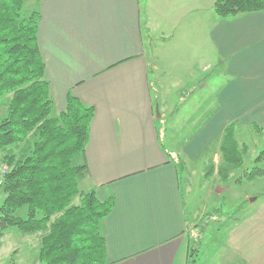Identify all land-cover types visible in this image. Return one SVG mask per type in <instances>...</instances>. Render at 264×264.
<instances>
[{"label":"crops","instance_id":"1","mask_svg":"<svg viewBox=\"0 0 264 264\" xmlns=\"http://www.w3.org/2000/svg\"><path fill=\"white\" fill-rule=\"evenodd\" d=\"M214 1L24 2L40 16L52 115L68 92L94 108L77 184L114 199L100 224L107 264H188L191 187L182 186L176 161L188 174L205 155L218 165L220 153L210 159L207 151L230 124L246 156L251 144L238 133L264 127V10L221 18ZM256 164L264 169V160ZM207 175L219 194L230 190L222 185L231 177L220 180L216 168ZM243 180L241 189L264 181V172ZM252 191H242L248 203L239 217L213 221L218 241L209 251L214 243L202 240L197 264H264V183Z\"/></svg>","mask_w":264,"mask_h":264},{"label":"trees","instance_id":"2","mask_svg":"<svg viewBox=\"0 0 264 264\" xmlns=\"http://www.w3.org/2000/svg\"><path fill=\"white\" fill-rule=\"evenodd\" d=\"M25 1L0 0V98L11 95L0 119V151H6L2 156L6 170L0 183V237L10 227L24 234H40V264H107L100 224L113 209L114 199L101 201L92 190L80 191L77 175L86 164L75 162L83 158L94 108L68 92L64 109L52 115L49 82L37 40L40 16L38 11L24 13ZM213 10L226 18L264 10V0H215ZM252 128L262 129L257 125ZM12 146H19L18 156ZM218 149L221 161L216 174L226 181L243 167L247 153V146L236 141L233 124L224 128ZM263 160L264 149L254 163ZM176 166L180 174L185 170L179 158ZM214 169H208V174ZM263 172L256 164L243 169L232 182L250 180ZM221 206L212 207L190 229L188 264H196L197 243L202 242L213 222L210 220L215 216L233 219L225 216ZM22 207L26 208L24 218L17 215Z\"/></svg>","mask_w":264,"mask_h":264},{"label":"rangeland","instance_id":"3","mask_svg":"<svg viewBox=\"0 0 264 264\" xmlns=\"http://www.w3.org/2000/svg\"><path fill=\"white\" fill-rule=\"evenodd\" d=\"M23 9H24L23 11L24 13L28 12L26 11L27 10L26 7ZM10 96H11L10 94H7L0 98V119L4 116L6 112L5 110L6 104ZM178 129H180L182 132L193 131L190 129V127H177V130ZM235 129L236 128H234V132ZM177 135L175 136V139H177ZM237 138L238 139L241 138L239 140H243L244 142L251 144V148L249 150V153L245 156L243 167L234 170L229 182L225 185H222V188L227 187V189L230 190H227L226 192H221L219 194L220 189H218L216 180L215 181H213V179L204 180L205 177L209 176L207 175L208 173L206 174V171L211 167L216 168L217 165V164L214 165L212 160L208 161V155H205L203 158L205 162L204 164L201 162L189 163V168H191V170L193 169L192 172L189 171L190 174H188V172L186 171H183L181 173L182 186L186 187L187 183H189L191 187L190 188L191 192L188 198L189 202L187 204V218H188L187 222H188L189 230L191 229L192 223H194V225L200 223L204 219V216H206L207 212L211 210L212 207L215 206V204H217V206L222 205L221 206L222 212L225 214V216H231L233 219L239 217L240 213L238 209L242 205L248 203V201L241 196L243 195L242 191L246 190L249 192H253L252 190L262 188V183H264V181L262 180H258V182H254L251 186L244 187V189H241V187L239 186L240 181H236V183H231V181L234 180V178L239 173H241L243 169L250 170L251 167L254 166L253 158L257 156L262 149H264V127H262L260 131H256V130H254V132L242 131L238 133ZM213 145L214 146H212L207 151V153H209V157H211L210 159H212L215 156L214 154L215 152L219 154L217 147H215V143ZM18 147L19 146H12L11 149L13 152L16 153L17 156L19 155L17 149ZM5 152L6 151H0V183L2 181V175L6 170L5 164L4 162H2V156L4 155ZM75 162H77V160ZM199 167H201L202 169L201 172L204 171L205 173L203 174V176L202 173L201 175L195 173V170H198ZM238 178L239 177L237 176L236 179ZM242 182H247V180H243ZM2 198H3V193L0 190V201L2 200ZM74 200H76V198H74ZM233 204H235V207L230 208L229 205H233ZM17 215L24 218L26 215V208L22 207L20 210H18ZM219 218L223 219L222 216H215V220ZM215 220L213 218V220L210 221H215ZM214 225L217 224L215 222H212L211 228H213ZM215 229L216 228H213V231H210L211 229L205 230L204 232L203 239L205 241L211 240V242L214 243L209 245V251L210 249H212V246H214L217 243L218 235L220 234ZM197 231L195 232V236L198 234ZM39 235L40 234H24L20 232L16 227L7 228L3 236L0 237V264H40L37 259L38 247H39ZM207 235L210 236L207 237ZM204 243L202 242L200 244L197 243V246L199 247L196 256V264L199 256H201L202 258V253L204 252L203 248L205 246Z\"/></svg>","mask_w":264,"mask_h":264},{"label":"water","instance_id":"4","mask_svg":"<svg viewBox=\"0 0 264 264\" xmlns=\"http://www.w3.org/2000/svg\"><path fill=\"white\" fill-rule=\"evenodd\" d=\"M156 114H157V110H156ZM158 116V115H157Z\"/></svg>","mask_w":264,"mask_h":264}]
</instances>
